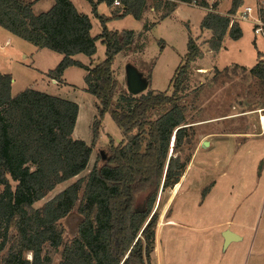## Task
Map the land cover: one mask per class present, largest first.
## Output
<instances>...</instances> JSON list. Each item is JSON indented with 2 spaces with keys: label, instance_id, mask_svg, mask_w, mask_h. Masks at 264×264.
I'll return each mask as SVG.
<instances>
[{
  "label": "trees",
  "instance_id": "trees-1",
  "mask_svg": "<svg viewBox=\"0 0 264 264\" xmlns=\"http://www.w3.org/2000/svg\"><path fill=\"white\" fill-rule=\"evenodd\" d=\"M88 1L103 28L96 37L91 34V17L80 13L71 0H55L49 11L39 15L33 11L32 0H0L2 28L38 49L63 55L49 77L61 80L70 67L86 71L87 91L96 98L98 112L88 145L73 136L80 112L76 102L35 89L12 96V75L0 74V184L6 183L0 192V264H51L46 249L61 246L59 223L73 211L83 181L40 210L34 205L57 185L87 169L108 112L124 130L126 141L116 144L110 139L106 157L100 156L103 163H95L90 172L78 208L83 221L78 235L64 248L62 264H152L159 194L179 184L191 161L190 155L179 153L194 134V125L187 122L190 108L183 94L191 66L201 55L197 41L189 38L188 52L171 82V95L154 90L139 97L127 94L113 107L119 88L113 65L118 54L131 48L134 32L111 31L107 23L127 16L140 20L147 0H120V7L114 0ZM174 1L210 7L207 0ZM103 2L116 7L112 17L97 12V5ZM159 2L167 11L163 17L176 6L175 2ZM241 5L242 0H233L228 15L210 12L202 20L201 29L212 32L208 42L212 51L223 48L227 35L235 41L242 38L240 24L232 18ZM262 16L264 19V8ZM98 41L106 47L103 61L89 67L73 58L94 56ZM250 73L264 85L261 55ZM151 76L149 72L148 78ZM9 180L17 183L14 188ZM27 253L32 254L31 260Z\"/></svg>",
  "mask_w": 264,
  "mask_h": 264
},
{
  "label": "rangeland",
  "instance_id": "rangeland-1",
  "mask_svg": "<svg viewBox=\"0 0 264 264\" xmlns=\"http://www.w3.org/2000/svg\"><path fill=\"white\" fill-rule=\"evenodd\" d=\"M51 1L38 3L34 13L46 12ZM231 1L226 0L222 8ZM75 2L94 12L88 0ZM255 4V0H249V6ZM97 12L103 14L108 8L103 3L98 4ZM203 14L201 9L183 6L178 15L151 25L152 29L140 32L129 59L121 58L113 68L119 83L113 107L130 94L127 74L131 67L147 81L146 90L132 96L139 97L151 90L171 95V82L188 52L189 38H194L200 47L201 55L191 66V77L183 94L190 108L187 122L194 125V134L179 154L182 157L190 155L191 161L179 184L159 194L155 207L158 208L159 221L151 263L264 264V129L261 122L264 117V85L249 70L259 62V52L264 56V38L254 34L253 22H240L234 18L237 11L232 18L241 23L242 38L237 41L228 38L225 47L212 55L205 47L210 40H206L201 30ZM91 20L94 26L92 35L102 33L100 20L96 22L93 17ZM137 25V21L129 17L109 23L108 29L132 31L139 29ZM36 51V46L0 26V74L12 75L16 79L15 91L19 93L35 89L76 101L81 111L73 136L91 145L92 126L98 112L96 98L87 91L86 71L73 67L65 73L67 84L63 79L55 80L48 74L57 68L63 55L49 49L38 54ZM96 53L95 65L104 60L105 45L102 44ZM81 57V61L88 64L87 57ZM149 72L152 73L151 79L148 78ZM126 137L108 112L87 169L57 185L34 205L40 210L68 187L83 181L73 211L59 223L63 231L61 246L46 249L51 264H62L66 244L78 235L83 221L78 208L95 163H103L100 156L106 157L110 139L119 144L126 141ZM207 142L208 146L205 145ZM9 183L12 188L17 184L12 180ZM5 186L6 183L0 184V192ZM227 229L241 235L244 242L227 248L222 242V232ZM2 231L0 224V236ZM26 256L32 259L31 253Z\"/></svg>",
  "mask_w": 264,
  "mask_h": 264
},
{
  "label": "crops",
  "instance_id": "crops-1",
  "mask_svg": "<svg viewBox=\"0 0 264 264\" xmlns=\"http://www.w3.org/2000/svg\"><path fill=\"white\" fill-rule=\"evenodd\" d=\"M33 2H34V5H33V10H34V8L36 7V5L38 4V3H40L41 1H43V0H32ZM94 1H97V0H94ZM163 1H170V2H175V4H176V6L171 10L172 12L168 15V16H165V17H163V15H166L167 14V11L165 10V8H164V4L163 5H160V2H159V0H147V5H146V8H145V10H144V12H143V16H142V18L140 19V20H136L137 21V23H138V25H137V27L139 28L138 30H132L133 32H134V40H133V44H132V46H131V48L128 50V51H126V52H121L120 54H118V56L116 57V60H115V63L114 64H117L116 62H118V60H120L121 58H123V60H128L129 59V55L131 54H133V48L135 47V44H136V39H137V37H139L140 36V32H142L143 30H145V28L146 27H149V29H152V26L151 25H155V24H157V23H159V22H161L163 19H166V18H168V17H172V16H174V15H178V12H179V10H180V8L181 7H183V6H186V7H193V8H198V9H201V10H203L204 11V14H203V16H202V18L204 19V17L206 16V14L207 13H210V12H214V13H217V14H219V15H222V16H226V15H228V12L230 11V9H231V7H232V3H233V0L226 6V8H222V7H224L223 5H224V2H226V0H221V1H219V2H217L216 0H207V2L209 3V5H210V7L209 8H203V7H200V6H196V5H193V4H187V3H183V2H176V1H174V0H163ZM257 1L258 0H255V2L257 3ZM71 2L75 5V7L77 8V10L80 12V13H82V14H85V15H88V16H90L89 14H92V17L93 18H95L96 19V22H97V20H99V19H97L95 16H94V12H93V10H89V9H87V8H85V6L84 5H82L81 7L75 2V0H71ZM54 4H55V0H53V1H51L50 2V4H49V6L47 7V10H46V12L47 11H49L53 6H54ZM214 4H217V8L214 10L213 9V5ZM103 5H106L107 6V8H108V12H102L103 14H101V13H99L100 15H104V16H106V17H112V13H113V11L116 9V7L114 6V7H110V6H108V4L107 3H105V2H103ZM249 6V0H242V5H241V7L239 8V10H238V14L241 12V11H243L246 7H248ZM252 6V5H251ZM255 6H256V4H255ZM255 6H252V7H255ZM225 9V10H224ZM226 11V13L227 14H224L225 12L224 11ZM45 13V12H44ZM39 15V14H38ZM91 17V16H90ZM91 17V18H92ZM129 17H131V18H133L132 16H127V17H125L124 19H127V18H129ZM124 19H120V20H124ZM202 19V20H203ZM114 21H119V20H112V21H110V22H108L107 23V28H108V25H109V23H112V22H114ZM141 24H142V28H141ZM239 24H240V27H241V23L239 22ZM140 26V27H139ZM94 27V26H93ZM93 29V28H92ZM242 29V28H241ZM100 30H102V25H100ZM125 31H130V30H126V29H124ZM124 30H122V31H124ZM202 30V29H201ZM114 31H119V30H114ZM91 32H92V30H91ZM242 32H243V30H242ZM92 34V33H91ZM101 34V31H100V33H98V34H96V35H92L93 37H96V36H98V35H100ZM202 34L205 36V38H206V40H210L211 39V37H212V32L210 31V30H202ZM201 34V35H202ZM228 38H230L228 35L225 37V39H224V42H223V48L225 47V44H226V42H227V39ZM9 39L7 40V42H6V45L9 43ZM100 46H102V43H101V41H98L97 42V52H98V50H99V47ZM205 47H206V49H207V51L208 52H210V54H212V55H216V54H218L219 52H215V51H212L211 49H210V47H209V43H206V45H205ZM37 48V47H36ZM42 50H44V49H38L37 48V51H36V53L38 52V53H40ZM35 53V54H36ZM37 53V54H38ZM34 54V55H35ZM81 55H83V54H79V55H76V56H74L73 58L75 59V60H77V61H79V62H81V63H83L84 65H86V66H89V67H91V66H93V65H95V59H96V55H97V53L94 55V56H92V57H88V56H86V55H84V56H86L87 57V60H88V64L87 63H85V62H83V61H81L82 60V57H81ZM259 55H261V52H259ZM34 56H33V54H32V58H33ZM105 59V58H104ZM261 60H264V56H261ZM71 68H73V67H70V68H68L67 70H69V69H71ZM113 68H114V65H113ZM246 69H248V68H246ZM67 70L65 71V73L67 72ZM114 70V69H113ZM249 70H251V69H249ZM40 71V70H39ZM114 72H115V70H114ZM65 73H64V75H63V77L61 78V80L63 79L64 80V82L66 83V80H65ZM56 81L54 80V83H55ZM15 84H16V79L15 78H13V84H12V96H16L19 92L18 91H15ZM36 84H37V82H36ZM67 84V83H66ZM76 102V101H75ZM80 111H81V108H80ZM79 115H80V112H79ZM79 117L80 116H78V119H79ZM78 121V120H77ZM76 133V128H75V131H74V134ZM73 134V135H74ZM232 247H233V245H232Z\"/></svg>",
  "mask_w": 264,
  "mask_h": 264
},
{
  "label": "water",
  "instance_id": "water-1",
  "mask_svg": "<svg viewBox=\"0 0 264 264\" xmlns=\"http://www.w3.org/2000/svg\"><path fill=\"white\" fill-rule=\"evenodd\" d=\"M127 84H128V92L131 95L137 96L142 94L146 90L147 81L139 74V72L133 67L128 69L127 74ZM174 142V139H173ZM206 146L209 145L207 142ZM223 237L225 239V245H228L231 242L241 241L242 237L237 233L227 230L223 233Z\"/></svg>",
  "mask_w": 264,
  "mask_h": 264
},
{
  "label": "built area",
  "instance_id": "built-area-1",
  "mask_svg": "<svg viewBox=\"0 0 264 264\" xmlns=\"http://www.w3.org/2000/svg\"><path fill=\"white\" fill-rule=\"evenodd\" d=\"M259 2V1H258ZM114 5L117 7L121 6L120 0H114ZM196 5V3H193ZM197 6V5H196ZM264 8V0H260V2L255 7L248 6L239 14L235 15L234 18L239 19V21H251L253 22V31L256 36H262L264 38V19L262 16V9ZM263 118H261V122L263 125Z\"/></svg>",
  "mask_w": 264,
  "mask_h": 264
},
{
  "label": "flooded vegetation",
  "instance_id": "flooded-vegetation-1",
  "mask_svg": "<svg viewBox=\"0 0 264 264\" xmlns=\"http://www.w3.org/2000/svg\"><path fill=\"white\" fill-rule=\"evenodd\" d=\"M227 230H230V229H227ZM227 230H225V231H227ZM225 231H223L222 232V235H223V233L225 232ZM231 231H233V230H231ZM234 232V231H233ZM236 233V232H235ZM238 234V233H237ZM239 235V234H238ZM241 236V235H240ZM242 237V236H241ZM222 242H224L225 243V239H224V237L222 238ZM244 242V239H243V237H242V240L241 241H237V242H231V243H229L228 245H226L227 246V248H229V247H232V245L233 244H239V243H243Z\"/></svg>",
  "mask_w": 264,
  "mask_h": 264
},
{
  "label": "bare ground",
  "instance_id": "bare-ground-1",
  "mask_svg": "<svg viewBox=\"0 0 264 264\" xmlns=\"http://www.w3.org/2000/svg\"><path fill=\"white\" fill-rule=\"evenodd\" d=\"M263 129H264V118H263Z\"/></svg>",
  "mask_w": 264,
  "mask_h": 264
}]
</instances>
